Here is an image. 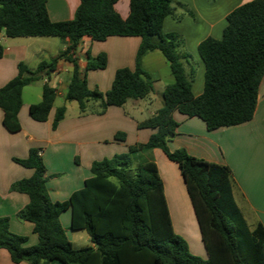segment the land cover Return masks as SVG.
Masks as SVG:
<instances>
[{
	"label": "trees",
	"instance_id": "1",
	"mask_svg": "<svg viewBox=\"0 0 264 264\" xmlns=\"http://www.w3.org/2000/svg\"><path fill=\"white\" fill-rule=\"evenodd\" d=\"M119 0H81L70 20L52 21L47 0H0V33L8 37L57 36L69 38L65 51L42 61L36 69L18 65L17 76L0 88L3 123L10 132L21 129L19 110L23 88L49 74L61 58L74 65L65 100H75L83 112L87 102L100 101L102 110L123 106L130 99L148 97L154 80L141 66L142 57L160 50L170 62L175 82L163 91V105L139 123L155 129L148 141L130 146L126 153L94 161L92 176L68 200L52 201L46 187V167L38 148L27 158H15L32 168L28 178L15 181L11 189L26 193L29 203L18 217L34 223L39 242L27 246V237L10 230L9 218L0 217V249H7L12 261L26 264H264V226L250 230L237 206L227 166L191 155L185 148L169 150L168 141L177 134L178 111L198 116L209 130L250 121L257 107L259 86L264 75V0L248 1L227 16L220 39L207 37L198 46L205 65L203 93L192 90L195 69L187 74L178 48L180 34L163 31V22L174 15L173 0H130V13L123 18L116 10ZM88 35L103 41L110 36H139L141 43L134 69H117L106 92L90 88L72 56L80 39ZM0 44V57L3 55ZM184 57H188V54ZM105 53L89 59L86 69L106 67ZM57 95L45 84L42 99L30 105L31 117L48 119ZM66 104L58 107L53 127L65 116ZM161 148L179 165L195 209L208 257L193 254L188 241L175 232L164 185L156 162L147 155ZM71 209L73 230H86L93 245L77 247L69 239L60 215Z\"/></svg>",
	"mask_w": 264,
	"mask_h": 264
},
{
	"label": "crops",
	"instance_id": "2",
	"mask_svg": "<svg viewBox=\"0 0 264 264\" xmlns=\"http://www.w3.org/2000/svg\"><path fill=\"white\" fill-rule=\"evenodd\" d=\"M251 0H173L174 15L163 22L165 33L175 32L184 42L178 48L187 74L195 67L192 90L195 96L203 93L205 65L198 46L211 36L222 38L227 16L236 7ZM81 0H47L52 21L70 20L75 16ZM116 10L123 18L130 13V0H119ZM141 43L139 36H110L106 40H93L85 35L73 50L82 77L90 88L106 92L112 86L115 73L121 67L134 69ZM3 55L0 57V88L17 76L20 62L36 69L44 60H50L66 50L70 39L57 36L8 37L0 33ZM101 53L106 55V67L86 69L89 59ZM188 54V57H184ZM142 68L154 80L153 92L145 98L128 100L123 106H109L101 112V102L90 100L83 112L77 101H66V93L74 71V65L65 58L59 59L49 74L40 71L38 77L23 88V104L18 116L21 129L10 132L3 123L4 110L0 107V217L9 218L10 230L27 237V246L39 242L34 223L20 219L18 213L29 203L26 193L11 189L12 184L33 174V169L23 166L15 158H27L31 148H38L46 167V187L52 201L68 200L73 192L81 189L92 176L94 161L112 158L126 153L130 146L145 143L155 129L140 128L139 123L148 119L162 107L154 105L164 88L175 82L170 62L160 50L146 53ZM45 84L53 86L57 95L48 119L38 121L29 113L30 105L42 99ZM160 101V100H159ZM66 104L64 118L53 127L58 107ZM179 122L177 134L167 145L169 150L185 148L191 155L225 165L230 170L233 198L250 230L261 223L264 226V75L262 77L255 114L250 121L209 130L198 116L188 117L175 111ZM157 164L164 185L165 198L173 228L183 236L193 254L207 258L208 251L202 239L194 206L179 165L161 148L147 152ZM61 223L69 239L93 245L86 230L71 228V209L60 215ZM0 264H26L12 261L7 249H0ZM49 264H64L51 261Z\"/></svg>",
	"mask_w": 264,
	"mask_h": 264
},
{
	"label": "rangeland",
	"instance_id": "3",
	"mask_svg": "<svg viewBox=\"0 0 264 264\" xmlns=\"http://www.w3.org/2000/svg\"><path fill=\"white\" fill-rule=\"evenodd\" d=\"M197 68L195 67V70H196ZM160 100V101H159ZM162 103H163V101H162V95L160 96V98L158 99V101H153L152 102V104H154V105H162ZM78 245H80V246H87V244L86 243H82V242H80V243H78ZM196 255H199V254H196Z\"/></svg>",
	"mask_w": 264,
	"mask_h": 264
}]
</instances>
